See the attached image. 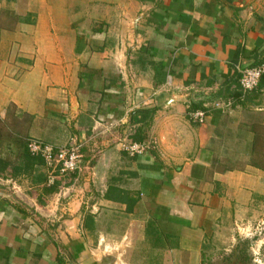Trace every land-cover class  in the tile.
<instances>
[{"label": "crops", "instance_id": "obj_1", "mask_svg": "<svg viewBox=\"0 0 264 264\" xmlns=\"http://www.w3.org/2000/svg\"><path fill=\"white\" fill-rule=\"evenodd\" d=\"M260 65L264 0H0L1 125L82 145L51 194L0 178V264H203L264 232V171L248 164L264 85L236 96L239 69ZM139 126L147 153L127 155ZM250 250L264 264V241Z\"/></svg>", "mask_w": 264, "mask_h": 264}, {"label": "trees", "instance_id": "obj_2", "mask_svg": "<svg viewBox=\"0 0 264 264\" xmlns=\"http://www.w3.org/2000/svg\"><path fill=\"white\" fill-rule=\"evenodd\" d=\"M262 85H264V72L261 74L258 84L250 91L258 90ZM241 92L240 88V92H236V96H239ZM189 109H202L205 114L204 108L200 104L190 103ZM153 113V108L136 109L130 113V121L131 123L142 121L146 125V120H149ZM250 131L253 137L248 164L264 171V125L260 122H254L250 126ZM130 138L131 142L142 143L145 139L143 127H137ZM4 148L7 152L4 151ZM71 174L73 172L62 176L56 172L53 180L49 182L48 169L43 157L40 154H34L29 151L27 139L21 136L20 133L6 130L4 125L0 123V178H16L24 175L28 177L31 186L41 189L45 194H51L58 189L59 185L68 184ZM64 177L68 178L67 182H63ZM0 189H3V187H0ZM103 197L124 203L127 212L132 211L136 201V197L128 196L125 191L111 184L107 186ZM236 258L238 260V257Z\"/></svg>", "mask_w": 264, "mask_h": 264}, {"label": "built area", "instance_id": "obj_3", "mask_svg": "<svg viewBox=\"0 0 264 264\" xmlns=\"http://www.w3.org/2000/svg\"><path fill=\"white\" fill-rule=\"evenodd\" d=\"M264 67L252 66L239 69V84L243 91H250L259 81ZM202 109H188L187 116L190 121L202 123L204 119ZM27 147L31 153L40 154L48 169L49 182L53 180L56 172L59 175H66L79 169L81 161L82 145L76 140H70L63 146H55L35 139L27 140ZM145 149L144 143L130 142L124 144V150L130 155H138Z\"/></svg>", "mask_w": 264, "mask_h": 264}, {"label": "rangeland", "instance_id": "obj_4", "mask_svg": "<svg viewBox=\"0 0 264 264\" xmlns=\"http://www.w3.org/2000/svg\"><path fill=\"white\" fill-rule=\"evenodd\" d=\"M188 108L189 107H187V111H188ZM204 119H205V115H204ZM204 119H203V121H204ZM191 123L200 124V123L194 122V121H191ZM126 143H130V142H126V141L121 142L120 148L122 150H124V144H126ZM148 145L150 146L151 144L149 143ZM147 148H148L147 144H145V149H143L142 152L139 153L138 155L144 156L147 153ZM167 151H168L167 154H171V152L169 150H167ZM127 155H129V154L127 153ZM0 187H2V186L0 185ZM1 190H6V189L3 188ZM247 237L248 238L244 239V241L243 240L239 241V243L236 244L234 251H232V253H229V255L223 254V250H221V249H218V250L216 249L217 251H215V253L213 254L214 256H211L210 258L205 257L203 259V264H236V263H239V264H258L259 262L255 261L256 257L254 254L251 253L250 248L251 247L254 248V243L256 241L257 242L264 241V232H262L261 234H249V232H248ZM252 241H253V243H252ZM207 249H211V248L208 247ZM236 257H238L239 261L237 260Z\"/></svg>", "mask_w": 264, "mask_h": 264}]
</instances>
